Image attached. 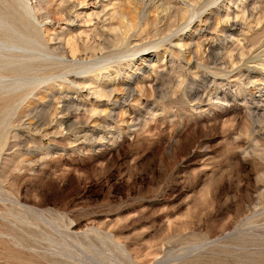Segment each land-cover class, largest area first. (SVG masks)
<instances>
[{
	"label": "rangeland",
	"instance_id": "rangeland-1",
	"mask_svg": "<svg viewBox=\"0 0 264 264\" xmlns=\"http://www.w3.org/2000/svg\"><path fill=\"white\" fill-rule=\"evenodd\" d=\"M261 76L264 0H0V264H264Z\"/></svg>",
	"mask_w": 264,
	"mask_h": 264
},
{
	"label": "bare ground",
	"instance_id": "bare-ground-1",
	"mask_svg": "<svg viewBox=\"0 0 264 264\" xmlns=\"http://www.w3.org/2000/svg\"><path fill=\"white\" fill-rule=\"evenodd\" d=\"M161 1H162V0H161ZM21 3H22V2H21ZM24 5L26 6L25 3H24ZM22 7H23V4H21V8H22ZM22 9H23V8H22ZM11 10H12V9H11ZM11 10H10V11H11ZM20 10H21V9H20ZM23 10H24V9H23ZM30 10H31V9H30ZM21 11H22V10H21ZM14 12H15V11H14ZM29 12H30V11H29ZM10 13H11V12H10ZM24 13H25V12H24ZM20 14H21V13H20ZM26 14H27V13H26ZM31 14H32V13H31ZM13 15H14V14H13ZM15 17H16V16H15ZM19 18H20V17H19ZM19 18H18V19H19ZM14 19H15V18H14ZM16 19H17V18H16ZM22 19H23V18H22ZM14 23H15V22H14ZM21 24H22V23H21ZM231 24H232V23H231ZM26 29H27V28H26ZM225 33H226V32H225ZM32 36H33V35H32ZM204 39H205V38H204ZM205 45L207 46L206 42H201V47H205ZM226 55H227V54H226ZM6 56H7V55H6ZM150 57H151V56H150ZM62 58H63V57H62ZM153 58H154V57H153ZM230 59H231V58H230ZM14 60H15V59H14ZM200 60H201V59H200ZM224 60H225V59H224ZM224 60H223V61H224ZM228 60H229V59H228ZM218 61H219V59H218ZM72 62H74V63H78L79 61L73 60ZM228 62H229V61H228ZM11 64H12V63H11ZM12 65H13V64H12ZM225 65H227V64H225ZM67 66H68V65H67ZM69 66H70V65H69ZM223 66H224V65H223ZM225 67H226V66H225ZM226 68H227V67H226ZM237 69H238V68H237ZM77 70H78V69H77ZM86 70H87V69H86ZM230 70H231V69H230ZM226 71H227V70H226ZM226 71H225V72H226ZM231 71H233V70H231ZM16 72H17V71H16ZM67 75H68V74H67ZM77 75H78V74H77ZM79 75H80V74H79ZM239 75H240V74H239ZM223 76H224V75H223ZM261 77H263V78H262V79L260 78V79L256 80L255 83H256V82H257V83H260V82H261L260 80H264V76H261ZM241 78H242V77H241ZM65 79H66V78H65ZM69 80H70V79H69ZM63 81H64V80H63ZM72 82H74V78H73ZM263 82H264V81H263ZM10 83H11V82H10ZM257 83H256V84H257ZM6 84H7V83H6ZM7 85H8V84H7ZM4 86H5V85H3V87H4ZM8 86H9V85H8ZM12 86H13V85H12ZM1 87H2V86H1ZM1 87H0V89H1ZM5 87H6V86H5ZM5 87H4V88H5ZM10 87H11V86H10ZM10 87H9V89H11ZM4 88H3L2 90H4ZM6 89H7V88H6ZM12 89H13V88H12ZM260 89H261V88H260ZM29 90H30V89H29ZM4 91H5V90H4ZM11 92H12V91H10L9 93H11ZM1 93H3V92L1 91ZM5 93L8 94L7 90H6V92H4L3 94H5ZM32 93H33V92H32ZM3 94H2V95H3ZM28 94H29V93H28ZM2 95H1V96H2ZM20 95H21V94H20ZM99 95H100V94H99ZM9 96H10V95H9ZM9 96H8V97H9ZM24 96H25V95H24ZM100 96H102V95H100ZM103 96H104V95H103ZM224 99H225V98H224ZM261 102H262V101H261ZM261 102H260V103H261ZM258 104H259V103H258ZM78 110H79V109H78ZM18 244H19V243H18ZM36 253H37V252H36ZM45 254H46V253H45Z\"/></svg>",
	"mask_w": 264,
	"mask_h": 264
}]
</instances>
